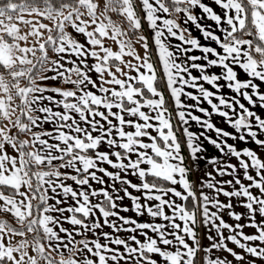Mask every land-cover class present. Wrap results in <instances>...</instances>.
<instances>
[{
    "label": "snow or ice",
    "instance_id": "obj_1",
    "mask_svg": "<svg viewBox=\"0 0 264 264\" xmlns=\"http://www.w3.org/2000/svg\"><path fill=\"white\" fill-rule=\"evenodd\" d=\"M261 85L264 0H0V264H264Z\"/></svg>",
    "mask_w": 264,
    "mask_h": 264
},
{
    "label": "crops",
    "instance_id": "obj_2",
    "mask_svg": "<svg viewBox=\"0 0 264 264\" xmlns=\"http://www.w3.org/2000/svg\"><path fill=\"white\" fill-rule=\"evenodd\" d=\"M209 3H211V0H209ZM201 22L204 23L206 27H211V26H212V21H211V19L208 18V17H206V15L203 16V17H201ZM146 26H147V25H146ZM188 26H189V28H190V30H191L192 35L196 36L197 38H202V33L199 31V29L197 28V26H196L195 24H189ZM147 29H148V26H147ZM22 30H23V29H22ZM149 32H150V30H149ZM202 42H204V41L202 40ZM193 51H195V50H193ZM240 75H241V77H243V76H244V73L241 72ZM257 83H259V81H257ZM206 86H207V85H206ZM263 86H264V85H263ZM226 90H227V89H222V91H226ZM245 103H247V101H245ZM204 106L207 107L208 105L205 103ZM213 119H214L215 123H217L219 126L225 127V128H227L228 130H230V131L232 130V129L230 128V126L227 125L226 122L223 120V118L220 117L219 115L213 114ZM193 130H198L197 126L193 125ZM236 143H237L238 145H240V146H243V144H244V142H242V141H236ZM205 144L207 145V149H208L207 154H208V155H218L217 150L214 148V146L208 144L207 141H205ZM248 145H249V144H248ZM249 146H251V147H253V148H255V147L257 148V145L255 144L254 141H251V144H250ZM232 159H233V161L235 162V159H236V158H235V157H232ZM199 175H202V173H201V172H194V175H193L194 180H196V179L198 178ZM222 198H223V197H222ZM126 202H127V201H126ZM237 210H241V211H242L243 209H242L240 206H237ZM127 214H132V213H127ZM225 219L228 220L229 222H234V218L231 217V216H228L227 214H225ZM245 231L251 233V232H254V228H252V227H247V228L245 229ZM229 243L231 244V242H229ZM237 250H239V249H237Z\"/></svg>",
    "mask_w": 264,
    "mask_h": 264
},
{
    "label": "rangeland",
    "instance_id": "obj_3",
    "mask_svg": "<svg viewBox=\"0 0 264 264\" xmlns=\"http://www.w3.org/2000/svg\"><path fill=\"white\" fill-rule=\"evenodd\" d=\"M112 17H113L114 20H119V19L122 18V14H121V16H117V14L112 13ZM122 26H125V25H122ZM143 32H144L145 35H149V34H150L149 29H147L146 24L143 25ZM109 43L111 44V46H112L114 49H118V44H116V43H112L111 40H109ZM149 43L151 44L152 41L149 40ZM135 47H136L138 50H142L141 45L138 44V43L135 44ZM125 58L127 59V58H129V57H125ZM261 88H262V90H264V86H263V85H261ZM256 110H257L258 112H260L262 115H264V108H260L259 106H257V107H256ZM229 126H230V125H229ZM230 128H231V126H230ZM231 129H232V128H231ZM232 130H233V129H232ZM230 142H232V141L230 140ZM248 144L250 145V144H251V141H248ZM206 146H207V145H206ZM238 146H240V145H238ZM257 147H258V146H257ZM255 148H256V147H255ZM260 154H261V155H264V151H261ZM198 163L200 164L201 169H203V168H204V164H205V162H204L203 160H200V161H198ZM201 173L203 174L202 171H201ZM193 175H194V173H193ZM193 178H194V177H193ZM254 231H255V229H254Z\"/></svg>",
    "mask_w": 264,
    "mask_h": 264
},
{
    "label": "trees",
    "instance_id": "obj_4",
    "mask_svg": "<svg viewBox=\"0 0 264 264\" xmlns=\"http://www.w3.org/2000/svg\"><path fill=\"white\" fill-rule=\"evenodd\" d=\"M13 15H16V14L14 13ZM191 178L194 180V178H193V174H192V177H191Z\"/></svg>",
    "mask_w": 264,
    "mask_h": 264
}]
</instances>
